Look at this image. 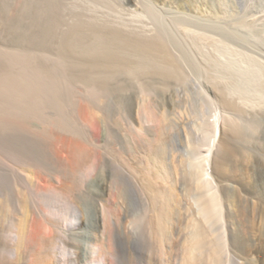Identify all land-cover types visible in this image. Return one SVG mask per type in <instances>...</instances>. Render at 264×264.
I'll return each mask as SVG.
<instances>
[{
  "label": "bare ground",
  "instance_id": "bare-ground-1",
  "mask_svg": "<svg viewBox=\"0 0 264 264\" xmlns=\"http://www.w3.org/2000/svg\"><path fill=\"white\" fill-rule=\"evenodd\" d=\"M18 1V8L1 1L7 41L41 53L0 49V264H171L173 251L177 264H225L228 238L214 228L223 218L220 190L201 179L206 165L198 162L196 214L186 215L174 196L163 120L153 134L145 126V138L132 128L147 121L146 106L124 91L154 81H112L120 72L160 73L153 64L159 58L167 62V75L174 63L161 41L83 21L60 32L61 0ZM232 64L226 67L239 70ZM263 70L256 67L253 81L216 83L217 103L228 113H243L251 93L261 90L252 86ZM257 114L237 123L224 117L230 137L220 141L223 157L258 126ZM219 119L204 131L207 144L221 129ZM125 129L133 150L124 144Z\"/></svg>",
  "mask_w": 264,
  "mask_h": 264
},
{
  "label": "rangeland",
  "instance_id": "rangeland-1",
  "mask_svg": "<svg viewBox=\"0 0 264 264\" xmlns=\"http://www.w3.org/2000/svg\"><path fill=\"white\" fill-rule=\"evenodd\" d=\"M1 1L4 0H0V5ZM9 1L13 3V7L20 4L18 0ZM60 2L64 4L61 10L60 32L61 29L66 31L76 22L83 21L87 25L95 24L94 28L98 30L118 28V31L125 32V35L131 37L133 34L143 38L148 35V38L154 37L161 41L163 49H166L165 53L171 57H169L170 63H174L169 65L166 76L163 69L165 70L164 66L167 62L164 63V59L159 58L160 64L157 60H154L153 64L156 63L158 69L162 68L160 73H139L133 76L120 72L112 79V81L138 80L151 83L154 81L152 86L138 83L139 85L133 88L135 91L133 89L128 90L129 92L124 91L125 95L128 93L133 97L136 104L143 100L141 104L146 106L147 121L144 123L136 121L132 128L140 137L145 138L144 127H149L153 134L159 120H163V129L166 131L163 147L171 166L174 196L180 200H178L179 204L183 205L180 206L182 212L184 208L188 209L186 215L195 213L197 207L195 200L201 191L198 180L202 169L198 171V162L201 163L199 168H204L206 165L208 175L202 176L201 179H209L213 185H216L215 189L220 190L223 218L214 228L215 235L225 230L228 238L230 252L228 253L231 255L225 264H264V114L261 115L264 113V103L261 102L264 95H260L261 103L257 101L262 91L264 94L262 88L264 83L261 81L264 80L262 79L264 76L261 77V83L258 81L256 85L252 84L255 91L258 86L261 90L257 89L260 90L256 92L257 94L251 90V94L258 97L251 98L252 95L249 93L251 95L249 100L252 102L244 105L245 111L240 115L224 111L220 102L217 103L219 99L214 91L216 83L229 87L233 81H253L254 76L252 80L249 78L256 73V67L261 65L264 69V0H61ZM3 20L4 18L0 17V49L7 52L17 50L25 55L40 52L27 46H18V48L7 41V29ZM160 35L161 38L158 37ZM91 36L92 41L90 38L89 41L93 42L95 37L93 34ZM254 36L258 39H254ZM45 52L48 56L47 51ZM52 53L53 51L49 52L54 58ZM230 61H233L232 66L239 70L230 71L226 67ZM172 67H174L173 72L179 71L178 73L181 74L173 73L170 70ZM230 72L237 75L232 76ZM180 75L183 77L181 78ZM162 81L166 82L161 83ZM212 101L216 102V110ZM134 113L137 116L135 110ZM253 114H257L258 126L247 129L244 141L236 140L235 149L226 152L223 157L220 141L230 137L229 132L223 129L224 117L229 115L237 123L242 121L243 117H254ZM218 115L221 129L209 142L210 144H207L204 141V131ZM123 132L124 135L127 134L124 136ZM123 132L121 134L126 142L124 144H127L128 149L133 150L132 134L126 129ZM176 208L178 209L177 205ZM206 228L210 230L207 225ZM177 262L173 251L171 264Z\"/></svg>",
  "mask_w": 264,
  "mask_h": 264
}]
</instances>
